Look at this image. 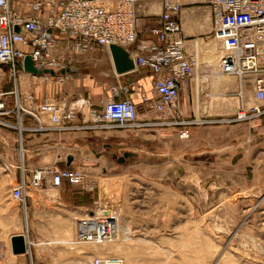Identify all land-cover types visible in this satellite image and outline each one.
I'll use <instances>...</instances> for the list:
<instances>
[{
    "label": "rangeland",
    "instance_id": "rangeland-1",
    "mask_svg": "<svg viewBox=\"0 0 264 264\" xmlns=\"http://www.w3.org/2000/svg\"><path fill=\"white\" fill-rule=\"evenodd\" d=\"M207 37L205 44L196 42L206 72L200 79L197 74L194 102L182 114L196 116V108L200 117L229 118L239 105L237 82L211 76L217 71L223 43L213 34ZM230 84L235 87L224 91L216 86ZM220 93L225 96L216 99ZM246 94L251 106V92ZM4 121L16 122L7 117ZM205 126H192L187 140L175 136L173 146L154 140V150L148 146L147 155L121 157L126 166L113 158L109 169L86 171L95 184L92 192L67 185L28 189L26 207L10 198L15 173L4 148L0 151V250L10 245L11 236L25 235L34 264H90L101 256L119 257L124 264H264V118L258 127L247 125L246 130ZM0 129L11 132L2 125ZM198 130H202L200 139L195 135ZM68 198L74 204L65 205ZM76 198L94 203L88 211L112 213L120 228L115 241L75 243L77 221L88 212L79 207L85 204H76ZM8 257L6 264L16 258Z\"/></svg>",
    "mask_w": 264,
    "mask_h": 264
},
{
    "label": "built area",
    "instance_id": "built-area-1",
    "mask_svg": "<svg viewBox=\"0 0 264 264\" xmlns=\"http://www.w3.org/2000/svg\"><path fill=\"white\" fill-rule=\"evenodd\" d=\"M159 3L162 12L156 23L148 30L147 38L139 37L138 10L145 4ZM209 10L211 34L223 43V52L218 59L217 71L220 75L234 79L238 91L239 105L231 117L211 116L186 117L179 107L182 84L192 78L198 63L197 54L186 47L182 32L180 0H0V76L3 69L15 86L22 74L23 61L29 56L33 66L40 71L64 69L65 60L52 56L56 40L53 32L59 31L75 41L71 49L84 53L96 47L106 48L119 45L131 50L135 70H148L153 76L152 91L155 101L153 110L159 115L157 120L138 119L137 106L123 96V87L116 83L111 87V98L97 115L98 129H125L138 131L157 126L180 127L179 139L189 138V129L196 125L245 123L264 116V0H200ZM48 7V14H36ZM30 10L31 13H24ZM15 27L20 32L14 30ZM23 48H29L25 52ZM43 74L42 78H50ZM54 77V75H53ZM61 81V80H60ZM251 92L253 103L246 100ZM15 96L14 108L7 107L6 98ZM26 99V100H25ZM20 99L17 91H0V125L18 131L16 142L21 149V113L31 116L37 123V131H45L43 118L47 117L50 128L57 132L74 131L83 128L73 124L76 116L60 105L45 101L37 110L28 107V96ZM142 101L148 98L142 95ZM25 104V106H24ZM17 112L18 122L11 125L1 117ZM20 179L10 188V198L19 206L26 207V191L38 190L44 186L59 189L69 185L92 192L95 184L86 173L79 169L45 166L26 173L19 165ZM77 221L75 242L101 245L113 242L117 220L113 216L88 211ZM25 238L26 252L30 258L23 264H34L31 260V242ZM17 256V255H14ZM1 264V263H0ZM90 264H124L116 256L93 258Z\"/></svg>",
    "mask_w": 264,
    "mask_h": 264
},
{
    "label": "crops",
    "instance_id": "crops-1",
    "mask_svg": "<svg viewBox=\"0 0 264 264\" xmlns=\"http://www.w3.org/2000/svg\"><path fill=\"white\" fill-rule=\"evenodd\" d=\"M182 5V32L186 39V47L192 52L196 41L205 44V39L211 34L209 10L206 6L200 4V0H184ZM161 12L162 6L159 3L145 4L139 8L137 29L139 37H149L148 30L156 23V18L150 16H157ZM24 13L28 14L31 13V11L25 10ZM36 14L46 16L48 14V7L42 8ZM53 35L56 44L52 51V56L65 60L68 66L64 69H57L54 71V77L51 75L50 78L22 74L18 79L17 86H15L14 81L9 78L7 71L3 69V74L0 76V91H17L21 100L31 96L32 100L27 103L28 107L31 109L33 108V110H37L38 106L45 101L54 102L63 107L64 110L72 111L75 114L76 118L73 124L82 125L84 127L74 131L57 132L50 128L47 117H44L42 122L45 131L40 132L37 131L36 121L28 114L21 113V124L22 127L25 128V131L22 133L21 149L16 142L18 136L17 130L9 128L11 132L6 134L1 132L0 129V151L4 148L8 149L5 158H7L6 161L9 162V164H11L10 166L14 169V182L20 179V169L18 167L21 164L28 174L35 169L52 165H56L58 168L79 169L84 172L99 171L103 169V166L109 169L111 166L110 160L113 158L120 161L121 157L136 159L144 154L147 155L149 150L148 146H150V148L152 147V150H154V140L158 142L164 140L166 146L169 144L170 146L174 145V142L177 140L175 136L178 138L180 131V127L176 126H157L138 131L116 128H96L95 125H98L97 115L102 112L104 104L111 98V87L116 83H120L123 87L122 97L129 99L137 106L139 120H157L159 115L153 110L155 101L152 91L154 76L145 69L133 71L124 77L118 76L114 72L108 49L96 47L81 54L76 53L71 47L77 40L59 31L53 32ZM23 49L25 52H30L29 48ZM201 64H199L198 67L197 63L192 78L182 84L178 102L180 109L184 113H187V109L194 102L193 81L195 80V75L198 73L200 79L206 72L205 69L207 67L203 66L204 63L202 67H200ZM62 71H64V73H61ZM211 76L216 78L213 75ZM22 77H26L25 83L21 82ZM219 79L223 80L221 77ZM216 80L221 83V80ZM216 86L220 91H224L228 87H235L231 84L224 85V87ZM142 95L147 97L148 101L143 102ZM215 96L216 99H218V97H224L225 95L220 93ZM6 102L9 109H15L14 95L8 96ZM195 113L196 116L193 115L189 117H197L196 108ZM6 117L13 119L16 121L15 124H17L18 118L16 111H14L12 115ZM4 118L5 117H1V120L4 121ZM262 118H264V116ZM262 118H256L245 123L232 122L230 124H210L206 125L205 128L241 126L242 130H246L247 125L252 128L258 127ZM236 129L237 131L239 130V128ZM14 131H16V133ZM201 132L202 130H198L195 133V135H198L199 139ZM205 132L208 133V130H205ZM193 135L192 133V136ZM245 137H247V135H245L244 138ZM205 142L210 143L209 140H205ZM150 155H152V153ZM122 164L123 163L120 161V166H122ZM123 165L126 166L127 164L124 163ZM75 200L76 204H85L79 207L85 208L87 211L94 204L88 205L87 201L84 203L83 199L78 200V198H76ZM64 204L68 205L74 203L72 198H68ZM10 255H12V257L14 255L12 254L10 245L8 247L3 245L0 250V263L6 264L4 261L8 260V256ZM15 257L13 262L11 259L9 260L11 261L9 262L10 264H23L28 260L25 255H17Z\"/></svg>",
    "mask_w": 264,
    "mask_h": 264
},
{
    "label": "water",
    "instance_id": "water-1",
    "mask_svg": "<svg viewBox=\"0 0 264 264\" xmlns=\"http://www.w3.org/2000/svg\"><path fill=\"white\" fill-rule=\"evenodd\" d=\"M16 32H20L18 27H15ZM110 57L112 60L113 68L115 74L118 76H127L135 70V64L133 60V53L131 50H126L119 45H110L108 47ZM23 70L26 73H30L34 76H42L43 74L54 75L55 73L51 70H37L30 59L29 56H26L23 61ZM61 73H64L62 71ZM10 247L12 254L22 255L26 252L25 238L23 235H13L10 237Z\"/></svg>",
    "mask_w": 264,
    "mask_h": 264
},
{
    "label": "bare ground",
    "instance_id": "bare-ground-1",
    "mask_svg": "<svg viewBox=\"0 0 264 264\" xmlns=\"http://www.w3.org/2000/svg\"><path fill=\"white\" fill-rule=\"evenodd\" d=\"M196 42H198V41H196ZM196 42H195V45H194V47H195V50H196V54L198 53L199 54V49L196 47ZM198 54H197V59H198ZM199 64H200V61H199V59H198V67H199ZM218 65V64H217ZM197 67V68H198ZM197 73V72H196ZM198 74V73H197ZM196 76L197 75H195V84L197 83V78H196ZM213 76H217V77H221V78H224V76H222V75H220L219 73H218V71H216L215 72V74L213 75ZM197 118H200V116H197ZM107 210H105V209H98L97 210V213H102V214H104V215H108V216H112V213L110 214V212H106ZM85 217H88V216H86L85 215ZM116 225H117V223H116ZM120 228L118 227V225H117V228H116V230H115V234H116V237H117V235H118V230H119ZM125 230V229H124ZM124 234L125 235H129V230L127 229V230H125V232H124ZM116 237H115V239H114V241L116 240ZM125 239H127L126 237H125ZM76 243V242H75ZM77 244V243H76ZM14 256V255H13ZM15 257V256H14Z\"/></svg>",
    "mask_w": 264,
    "mask_h": 264
}]
</instances>
